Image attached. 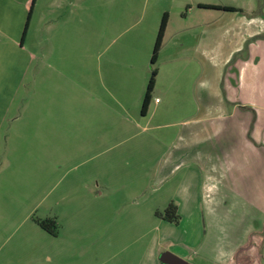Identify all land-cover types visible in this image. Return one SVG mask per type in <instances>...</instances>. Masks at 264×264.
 Returning <instances> with one entry per match:
<instances>
[{
	"label": "rangeland",
	"instance_id": "rangeland-1",
	"mask_svg": "<svg viewBox=\"0 0 264 264\" xmlns=\"http://www.w3.org/2000/svg\"><path fill=\"white\" fill-rule=\"evenodd\" d=\"M51 1L38 0L24 49L21 39L0 37V204L8 225L0 264H154L149 251H176L183 238L203 242L220 231L263 228L257 207L223 186L228 179L216 196L198 164L173 167L180 121L191 115L178 108L185 101L167 103L156 119L139 120L151 69L159 65L150 63L159 29L153 0H66L55 12ZM162 1L167 6L171 0ZM78 3L86 6L82 23ZM54 21L56 28L47 29ZM170 46L180 50L175 41ZM64 53L71 55L66 76L48 69L49 57ZM124 70L134 73L133 84L122 77ZM116 91L125 92L123 102L112 95ZM151 97L152 105L159 97V109L165 106L163 93L153 89ZM195 189L198 204L192 202ZM182 190L185 217L180 226L167 223L156 213L182 198ZM223 196L227 202H217ZM48 218L57 221V236L35 222ZM37 245L44 250L27 253ZM4 247L13 250L7 259ZM184 260L208 264L191 253Z\"/></svg>",
	"mask_w": 264,
	"mask_h": 264
},
{
	"label": "crops",
	"instance_id": "crops-1",
	"mask_svg": "<svg viewBox=\"0 0 264 264\" xmlns=\"http://www.w3.org/2000/svg\"><path fill=\"white\" fill-rule=\"evenodd\" d=\"M63 1L66 0L50 2L54 12L55 8L62 9L60 2ZM37 2L0 0V31L3 33L0 37L9 43L21 39L20 48L24 49L36 16ZM236 2L237 5H226L237 8L236 11L218 10L217 13L199 7V4L215 6L209 0H171L167 6L162 0H153L152 5L156 8L153 11L156 13L154 22L158 27L163 15L168 14L163 47L157 57L159 65L154 87V93L164 94L165 106L159 109L162 103L159 97L152 105L151 97L146 115L141 114L139 120L156 119L155 116L159 117L167 110V103L185 101L178 108L189 110L191 115L187 114L188 118L180 121L181 129L172 151V156L176 158L173 167L184 164L195 168L199 166V170L206 171L210 180L208 191L215 192L216 196L219 185L228 179L223 186L244 197L247 204L256 206L264 219V5L243 7ZM183 6L186 7L184 15ZM192 6H196L195 14ZM76 7L75 12L82 23L81 12L86 11V6L78 3ZM63 20V26L68 29L69 22L65 17ZM54 23L46 28H56ZM174 41L179 51L170 46ZM49 61L48 69L66 76L65 66L71 62V55H53ZM59 62L63 63L64 69ZM102 71L99 68L100 74ZM124 76L128 84H133L134 73L124 70ZM122 93L113 92L112 95L122 101L123 97L126 99ZM133 93L129 91L126 97ZM150 105L155 108L151 113ZM194 107L199 111L193 115L191 110ZM133 116L137 120L136 113ZM184 191L188 195L189 188ZM185 192L182 190L183 197L177 198L179 200L171 201L177 206L180 221L185 217ZM193 192L196 198L192 202L198 204L197 190ZM15 199L18 202V198ZM222 201L227 202V196L217 202ZM2 209L0 204V239L7 236L8 230L6 211L2 212ZM179 223L176 225L180 226ZM243 230L230 234L220 231L217 237L203 242L198 237L183 238L175 245L176 251L163 246L162 251H149V254L153 256L154 264H162L160 255L164 252H172L183 259L191 253L197 258H206L208 264H264V226L252 233L245 228ZM3 249L7 259L8 253L13 250L8 252L7 247ZM43 250L37 245L28 248L27 253L36 254Z\"/></svg>",
	"mask_w": 264,
	"mask_h": 264
},
{
	"label": "trees",
	"instance_id": "trees-1",
	"mask_svg": "<svg viewBox=\"0 0 264 264\" xmlns=\"http://www.w3.org/2000/svg\"><path fill=\"white\" fill-rule=\"evenodd\" d=\"M199 7L200 8L215 9V10H219V11H236L237 10V8H234V7L220 6V5L214 6V5L199 4ZM167 22H168V14L165 13L161 19V23H160V26H159V29L157 32V36H156V40L154 43L151 61H150L151 65L155 64V62L157 61V57H158V54L161 50V46L163 43V38H164V33H165L166 26H167ZM27 26H28V24H26V26H25L24 33L26 32ZM157 75H158V68L151 69V75L149 78L147 90H146L144 100H143V104H142V108H141V114L142 115H146V112H147V109H148V106H149L150 100H151V92L153 91V89L155 87ZM156 215L159 218H162L169 223L178 224L180 221V216L177 213V206L173 202H171L167 205V207L165 208L163 213L157 212ZM35 222L37 223V225H39V227L41 229H43L45 232H47L51 236H57L58 235L59 226H58L55 218H48V219H44V220L36 219Z\"/></svg>",
	"mask_w": 264,
	"mask_h": 264
},
{
	"label": "water",
	"instance_id": "water-1",
	"mask_svg": "<svg viewBox=\"0 0 264 264\" xmlns=\"http://www.w3.org/2000/svg\"><path fill=\"white\" fill-rule=\"evenodd\" d=\"M162 264H190L172 252H164L160 255Z\"/></svg>",
	"mask_w": 264,
	"mask_h": 264
}]
</instances>
